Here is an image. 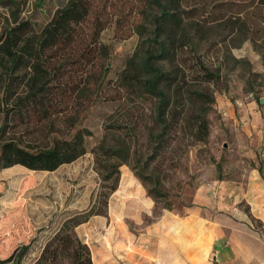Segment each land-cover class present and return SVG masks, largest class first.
Masks as SVG:
<instances>
[{
	"label": "rangeland",
	"instance_id": "374dc122",
	"mask_svg": "<svg viewBox=\"0 0 264 264\" xmlns=\"http://www.w3.org/2000/svg\"><path fill=\"white\" fill-rule=\"evenodd\" d=\"M126 1L110 2L104 10L109 23L101 40L111 47V54L103 60L109 69L103 94L87 89L79 98L81 111L77 115L65 106L52 113L56 116L55 136L69 137L79 128L90 131L87 152L53 171L30 170L22 165L0 169V264H35L66 219H85L91 210L107 215L92 214L73 230L84 243L89 241L95 246L97 264H124L125 255L128 260L141 255L136 264H170L174 253L171 239L185 232L186 216L191 212L205 219L218 215L239 223L242 211L248 214L253 228L259 232L264 229L263 222L252 216L248 202L255 193L249 185L251 165L264 167V157L254 158L247 153H264V104L260 103L264 96V39L252 41L222 26L193 30L198 43L196 54L205 64L216 70L224 63L222 80L216 84L198 79V68L179 70L177 57L160 61L170 72L172 85L168 87L167 113L171 127L159 146L157 98L120 86L123 97L109 99L117 92V80L128 62L139 61L150 47L151 22L130 13ZM66 2L0 0V34L23 18L47 22ZM135 23L139 24L137 29ZM184 50L177 55L186 58L188 66L194 64L195 52ZM5 77L0 69V126L4 120L2 110L7 106ZM50 86H54L53 81ZM201 89L215 96L213 104L195 99L196 91ZM203 106L208 108L210 130L205 140H199L195 136L196 121ZM10 125V133L23 135L25 140L39 135L33 122V135H27L25 125H13V121ZM123 160L118 187L106 196L113 182L104 180L105 172ZM125 169L133 174L134 169L144 170L151 177L144 183L134 174L138 182L122 184ZM151 178L163 192L157 191V202L148 192L154 185ZM96 215L109 220L101 222ZM91 226L96 234L81 238L79 229L85 231ZM21 245L29 248L19 263L17 258L8 260ZM178 256L184 259L183 249H178ZM56 264H70V260L65 257Z\"/></svg>",
	"mask_w": 264,
	"mask_h": 264
},
{
	"label": "trees",
	"instance_id": "16d2710c",
	"mask_svg": "<svg viewBox=\"0 0 264 264\" xmlns=\"http://www.w3.org/2000/svg\"><path fill=\"white\" fill-rule=\"evenodd\" d=\"M38 1L44 3L45 0ZM113 1L67 0L47 22L23 18L1 32L0 69L6 75L3 92L7 106L2 110L4 120L0 126V169L22 165L30 170L53 171L87 152L86 138L90 131L79 128L69 137L55 136L56 116L52 113L60 112L61 106H65L74 109L77 115L81 111L79 98L87 89L103 94L109 70L103 60L110 56L111 47L101 40V33L109 23L108 18H104V10ZM125 5L135 17L139 15L151 22L150 47L139 61L128 62L127 69L117 80V92L109 99L122 98L118 90L122 87L157 98V145L160 146L171 127L167 113L170 103L168 87L172 85L170 72L159 64L160 61L177 57L179 70L198 68V79L215 84L220 82L224 63L221 62L216 70L207 66L196 54L198 43L192 31L208 25L222 26L229 33L237 31L252 41L264 39V0H127ZM133 27L137 29L139 24L135 23ZM213 44L211 42L210 47ZM184 49L195 52L194 64L188 66L187 59L177 55L185 52ZM240 61L236 59V62ZM93 87L96 91L92 90ZM13 96H16L15 100L9 102ZM195 99L208 104L215 102V96L206 89L197 90ZM202 110L196 121L195 136L199 140H205L210 130L208 108L203 106ZM70 118L67 117L66 121ZM10 121L13 125H25L27 135L35 132L30 127L33 122L39 135L25 140L23 135L12 134ZM47 128L48 132L45 131ZM125 161L106 170L104 180L113 182L106 196L117 189L120 166ZM134 172L144 183L151 177L144 170L134 169ZM151 181L154 185L148 188V192L157 202V191L163 192L154 178ZM92 214L107 215L91 210L85 219L76 216L66 219L46 243L35 264H56L65 257L70 264H93L89 245L73 230ZM28 248L29 245L19 246L8 260L17 258L19 263Z\"/></svg>",
	"mask_w": 264,
	"mask_h": 264
},
{
	"label": "crops",
	"instance_id": "0c3cea01",
	"mask_svg": "<svg viewBox=\"0 0 264 264\" xmlns=\"http://www.w3.org/2000/svg\"><path fill=\"white\" fill-rule=\"evenodd\" d=\"M250 156L257 158L259 155L264 157V153L247 152ZM264 167L261 165H251L248 175L250 187L255 189L248 202L251 205L252 216L264 224ZM138 182L137 177L129 169L122 172L121 182ZM150 205V204H148ZM113 209L111 205L110 215ZM239 223L233 219L218 217L205 219L204 217L194 216L191 212L186 216L185 232L180 233V237L171 239L173 250L170 264H264V229L259 232L252 227L247 213L240 211ZM196 213V212H195ZM97 219L109 220L106 216L96 215ZM199 218L202 221H198ZM104 221V222H106ZM208 222V223H207ZM203 226H194V224ZM81 229V228H80ZM79 235L81 238L96 234V229L92 226L85 228ZM78 231V230H77ZM93 257V264L96 262V248L91 242L87 241ZM179 246V247H178ZM183 249L184 259L179 260L178 249ZM159 256V255H157ZM124 264H136L142 259L141 255H134L131 260L129 256H123Z\"/></svg>",
	"mask_w": 264,
	"mask_h": 264
},
{
	"label": "water",
	"instance_id": "95a60500",
	"mask_svg": "<svg viewBox=\"0 0 264 264\" xmlns=\"http://www.w3.org/2000/svg\"><path fill=\"white\" fill-rule=\"evenodd\" d=\"M260 103L264 104V96L260 98Z\"/></svg>",
	"mask_w": 264,
	"mask_h": 264
}]
</instances>
